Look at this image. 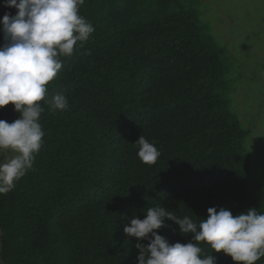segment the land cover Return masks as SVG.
<instances>
[{
  "label": "trees",
  "instance_id": "obj_1",
  "mask_svg": "<svg viewBox=\"0 0 264 264\" xmlns=\"http://www.w3.org/2000/svg\"><path fill=\"white\" fill-rule=\"evenodd\" d=\"M177 1L80 6L95 31L61 57L47 86L49 98L67 97L69 110L44 105V143L33 168L0 194L3 264H137L136 244L148 241L124 226L159 204L194 222L209 207L264 212L245 149L251 130L225 97L223 48L200 26L198 0L171 5ZM16 11L0 0V17ZM13 109L11 102L0 108V119H17ZM140 135L160 151L156 163L137 157ZM165 225L155 231L169 243L192 240L175 222ZM199 246L215 264H241L206 242Z\"/></svg>",
  "mask_w": 264,
  "mask_h": 264
},
{
  "label": "clouds",
  "instance_id": "obj_2",
  "mask_svg": "<svg viewBox=\"0 0 264 264\" xmlns=\"http://www.w3.org/2000/svg\"><path fill=\"white\" fill-rule=\"evenodd\" d=\"M6 7L17 9L14 15L0 17V108L10 102L19 117L9 123L0 119V150L14 153L0 163V194L15 187L17 181L33 168L44 143L40 123L44 105L51 110H69L67 97L57 93L51 98L48 84L62 67L61 57H70L75 48L87 42L94 26L79 14L85 0H3ZM43 101V104L41 103ZM137 157L154 164L161 155L153 142L140 135L133 143ZM143 219L135 215L123 231L147 240L138 242L137 264H215V256L202 254L199 242L223 252L241 264H255L264 258V212L256 208L233 215L224 207H209L206 218L194 222L158 206L148 207ZM175 222L181 234H192L187 243H169L157 233Z\"/></svg>",
  "mask_w": 264,
  "mask_h": 264
},
{
  "label": "rangeland",
  "instance_id": "obj_3",
  "mask_svg": "<svg viewBox=\"0 0 264 264\" xmlns=\"http://www.w3.org/2000/svg\"><path fill=\"white\" fill-rule=\"evenodd\" d=\"M186 1L171 5L180 7ZM198 5L200 26L223 48L228 108L251 130L245 142L250 175L264 193V0H198ZM13 155L0 150V163Z\"/></svg>",
  "mask_w": 264,
  "mask_h": 264
}]
</instances>
